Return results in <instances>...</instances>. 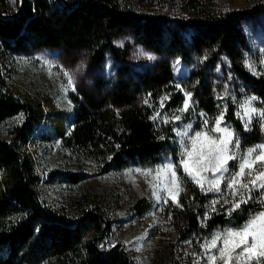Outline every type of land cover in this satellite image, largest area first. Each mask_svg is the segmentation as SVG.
<instances>
[{
	"label": "trees",
	"instance_id": "1",
	"mask_svg": "<svg viewBox=\"0 0 264 264\" xmlns=\"http://www.w3.org/2000/svg\"><path fill=\"white\" fill-rule=\"evenodd\" d=\"M155 1L174 13L143 9ZM1 8L0 127L5 126L7 138L0 137V264H137L127 250L112 244L109 215L118 203L110 206L98 195L81 192L72 208L57 206L49 197L53 186H77L91 167L107 175L132 167L156 169L167 160L179 165L176 130L191 125L192 132L200 131L205 119L214 125L220 115L221 127L235 133L242 149L264 144V121L253 116L245 127L247 117L242 120L238 112L250 97H256L252 106L264 110V63L257 74L248 70L251 45L243 28L253 15L264 16V2L217 12L203 0H17L15 11L2 0ZM124 35L194 66L182 82L192 94V108L181 111L186 93L169 61L140 70L131 65L130 47L116 45ZM58 48L87 50L92 65L111 55L115 79L69 91L70 108L50 93L23 89L16 56ZM220 64L233 80L232 96L224 100L215 93ZM177 175L183 189L177 203L168 200L162 206L177 235L166 264H186V248L205 263V238L239 228L264 209L260 193L253 191L252 199L229 214L230 204L224 203L229 195L201 191L180 167ZM214 200L219 201L215 210ZM132 209L143 219L154 205L142 197Z\"/></svg>",
	"mask_w": 264,
	"mask_h": 264
},
{
	"label": "rangeland",
	"instance_id": "2",
	"mask_svg": "<svg viewBox=\"0 0 264 264\" xmlns=\"http://www.w3.org/2000/svg\"><path fill=\"white\" fill-rule=\"evenodd\" d=\"M204 3L210 7L214 12L229 11L234 9H248L255 3L264 2V0H203ZM0 0V10L1 8ZM8 8L15 11L17 0H6ZM149 12H169L174 13V10L161 2H153L147 4L144 8ZM244 31L247 34L251 50L246 60V66L252 74L258 73V67L264 63V16L255 14L244 23ZM122 42V46L120 43ZM116 45L118 47H130L129 61L135 69H143L145 67H158L162 63L169 61L171 63L177 84L185 93H188L183 86V81L193 71V65L184 64L178 58L168 59L164 55H159L141 45L134 44L130 35H124L117 39ZM138 50H143L147 55L139 54ZM149 56L154 58H149ZM16 78L19 84L26 91L36 89L50 93L55 97L58 104L64 108H70L71 105L67 98L69 91L77 92L78 90H90L98 79H105L111 82L116 77L117 63L111 55H109L103 64L92 65L89 61L87 50L66 51L64 48L58 49H39L29 54L16 56L15 63ZM249 64H252V70L249 69ZM74 74V83H68V76L64 74ZM216 81L218 89L215 90L216 95L220 100L230 98L233 93V80L228 75V69L224 64H220L215 70ZM190 94V93H189ZM187 110L193 107L192 94ZM187 99V97H186ZM185 99V100H186ZM184 107V105H183ZM257 110H262L256 106ZM242 113L243 110H238ZM253 116L259 117L258 114ZM208 128H213L214 125H207ZM187 130V128L185 129ZM203 127L200 131H206ZM197 132V131H196ZM195 132L188 131V136L194 135ZM213 136H221L223 133L213 132L209 133ZM0 137L5 136V126L0 127ZM187 142V137L183 138ZM241 151L246 149H242ZM182 146L180 143L178 163L180 161V153ZM172 162L167 160V162ZM173 163V162H172ZM237 161H229L230 169H235ZM255 170L262 167L260 162L253 166ZM183 171V168L180 167ZM89 177L77 186H61L55 185L49 191V197L57 206H64L72 208L75 199L81 192L87 193L91 196L98 195L101 199L109 202L110 206H117L109 215V220L113 221V228L115 238L113 245L120 246L123 250H127L130 256L137 264H166L169 262L173 251V245L177 242V235L174 229L167 223L162 216V206L165 204L164 197L166 193L161 192L162 199L158 202L154 191H160L155 188L157 184L156 173L152 171L151 174L145 175L148 169L142 170L139 168H126L122 171L99 175L94 168L87 169ZM80 171V170H79ZM223 195H229L225 185H221ZM243 189H241V192ZM214 192V191H208ZM217 193V192H215ZM220 194V193H219ZM146 197L154 205V210L147 213V215L140 219L134 213L132 207L134 203ZM225 199H230L228 196ZM170 200V199H169ZM264 210V209H263ZM182 250L183 248L176 246L175 249ZM173 251V252H172ZM185 254L189 253L190 260L186 264H205L204 261L198 262L195 255L185 250ZM239 251V250H237ZM192 254V256H191ZM222 264V261L217 259L215 264ZM231 264H237L235 260ZM255 264V262H253Z\"/></svg>",
	"mask_w": 264,
	"mask_h": 264
},
{
	"label": "snow or ice",
	"instance_id": "3",
	"mask_svg": "<svg viewBox=\"0 0 264 264\" xmlns=\"http://www.w3.org/2000/svg\"><path fill=\"white\" fill-rule=\"evenodd\" d=\"M120 43L122 46V42ZM139 54L147 55L143 50H138ZM149 58H154L149 56ZM252 70L253 65L249 64ZM68 76V83H74V74L64 72ZM187 99L181 111H186L189 107L191 95L186 93ZM256 97H250L241 106L245 127H247L253 118L258 114L264 121V110H257L252 106ZM203 116V114H201ZM179 116L173 117V120H179ZM223 116L215 118L213 128H208L207 119L204 120L206 131H197L194 135L188 136L191 125L187 130L177 129V135L181 137L180 143L182 151L180 153L179 165L167 162L155 170H148L145 175L156 173L157 184L155 188L160 191H154L159 202L162 199L161 192L166 193L164 202L170 199L177 203V197L182 191V179L177 175V168L182 167L185 177L190 178L194 183L200 186L201 191H214L221 193V185L224 184L229 192L231 199H225L224 203L230 204L229 214L239 209L242 203H247L252 199L253 191L260 193L259 202L264 205V144L248 148L244 151L240 149L239 138L227 127L222 128ZM223 133L221 136H213L209 133ZM187 137V142L183 139ZM237 161L235 169H230L229 161ZM260 162L262 167L254 169V165ZM245 190L247 195L241 192ZM218 200L211 202V207L215 210V204ZM207 216H205V219ZM201 247L205 252V264H215L217 259L222 264H231L233 260L237 264H264V210L251 216L244 225L239 228H225L221 231L213 232L210 237L205 238ZM239 250V251H237Z\"/></svg>",
	"mask_w": 264,
	"mask_h": 264
}]
</instances>
